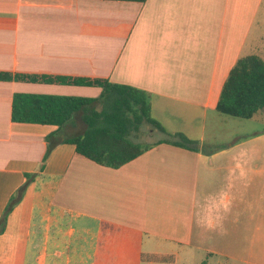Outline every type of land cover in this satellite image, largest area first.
<instances>
[{
    "label": "crops",
    "instance_id": "crops-1",
    "mask_svg": "<svg viewBox=\"0 0 264 264\" xmlns=\"http://www.w3.org/2000/svg\"><path fill=\"white\" fill-rule=\"evenodd\" d=\"M262 2L0 0V72L140 89L166 133L200 144L235 62L263 60L250 53ZM14 94L97 98L100 89L0 81V215L34 175L7 216L0 264H264V204L246 202L242 156L158 143L161 133L117 169L69 144L43 161L48 136L84 126L14 123Z\"/></svg>",
    "mask_w": 264,
    "mask_h": 264
},
{
    "label": "trees",
    "instance_id": "trees-1",
    "mask_svg": "<svg viewBox=\"0 0 264 264\" xmlns=\"http://www.w3.org/2000/svg\"><path fill=\"white\" fill-rule=\"evenodd\" d=\"M144 2L145 0H113ZM0 81L96 87L97 98L52 95L14 94L11 104V121L56 126L60 129L72 118L84 126L81 134L45 139L43 161L58 144H69L75 153L97 165L117 169L135 159L151 146L166 143L183 149L198 151V142L180 133L168 134L152 119L149 94L137 88L114 84L107 79L60 75H40L0 72ZM264 110V62L256 55L240 57L223 83L215 111L220 115L238 119H251ZM146 123L164 135L152 145H139L132 137ZM34 175H25V182L10 196L0 215V235L5 230L7 216L21 200L25 188Z\"/></svg>",
    "mask_w": 264,
    "mask_h": 264
},
{
    "label": "rangeland",
    "instance_id": "rangeland-1",
    "mask_svg": "<svg viewBox=\"0 0 264 264\" xmlns=\"http://www.w3.org/2000/svg\"><path fill=\"white\" fill-rule=\"evenodd\" d=\"M250 38H253V47L258 48L250 50V53L261 55L264 62V0L251 30ZM78 121L81 123L80 120ZM162 136L158 130L143 123L132 139L143 146L155 142ZM198 146L203 153L229 151L232 155L242 156L241 162L246 161V174L241 181L247 186L246 202L247 204H264V110L247 120L218 113L209 114L204 142L198 143ZM234 177L237 176L232 175L233 185L235 190H239L240 182L234 180ZM218 183L216 193L219 189ZM210 247L221 250L223 244H214Z\"/></svg>",
    "mask_w": 264,
    "mask_h": 264
}]
</instances>
